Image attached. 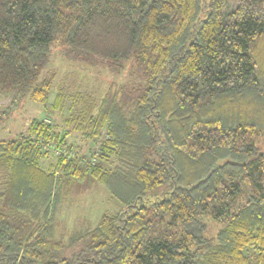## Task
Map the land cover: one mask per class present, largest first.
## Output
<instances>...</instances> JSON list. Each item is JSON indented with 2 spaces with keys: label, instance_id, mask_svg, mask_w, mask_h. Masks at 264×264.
<instances>
[{
  "label": "trees",
  "instance_id": "trees-1",
  "mask_svg": "<svg viewBox=\"0 0 264 264\" xmlns=\"http://www.w3.org/2000/svg\"><path fill=\"white\" fill-rule=\"evenodd\" d=\"M229 1L0 0V124L62 119L0 139V264H264V0ZM85 177L119 209L58 231Z\"/></svg>",
  "mask_w": 264,
  "mask_h": 264
},
{
  "label": "rangeland",
  "instance_id": "rangeland-1",
  "mask_svg": "<svg viewBox=\"0 0 264 264\" xmlns=\"http://www.w3.org/2000/svg\"><path fill=\"white\" fill-rule=\"evenodd\" d=\"M233 6L234 2L230 0L229 7ZM49 68L58 72L59 77L63 73L68 72H73L78 78L85 76L83 78L87 79V81H91L93 77H96L99 81L97 83H100L103 88H106L111 83H122L124 81L123 75H114L111 71L106 70L87 69V67L84 68L78 64L68 62L61 57L58 51L53 54ZM52 98L53 95L50 96L49 105L52 102ZM68 115L69 111L65 110L64 116L68 117ZM34 117L47 120L55 119L58 124H61L62 121L59 114H54L51 110L49 111L37 103L26 100L21 104L20 108L12 113V117L7 123L0 124V139H7L18 133ZM53 160V157L50 156L47 162H53ZM64 188V198L57 214L58 231L68 232L78 223L88 222L95 224L102 213L114 212L119 209V204L111 200L108 192L89 177L78 181L72 180V182L65 184ZM167 190V187H160L146 194L139 200L138 205L148 204L159 199Z\"/></svg>",
  "mask_w": 264,
  "mask_h": 264
}]
</instances>
